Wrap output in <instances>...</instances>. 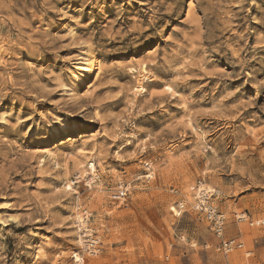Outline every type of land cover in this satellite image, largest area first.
Instances as JSON below:
<instances>
[{
    "label": "rangeland",
    "instance_id": "rangeland-1",
    "mask_svg": "<svg viewBox=\"0 0 264 264\" xmlns=\"http://www.w3.org/2000/svg\"><path fill=\"white\" fill-rule=\"evenodd\" d=\"M235 214L264 220V0H0V264H264Z\"/></svg>",
    "mask_w": 264,
    "mask_h": 264
},
{
    "label": "built area",
    "instance_id": "built-area-1",
    "mask_svg": "<svg viewBox=\"0 0 264 264\" xmlns=\"http://www.w3.org/2000/svg\"><path fill=\"white\" fill-rule=\"evenodd\" d=\"M94 178H97L94 176ZM194 191V188L190 189ZM175 195L178 194L176 189H173ZM128 193V188L124 185L118 186L115 195L113 196L116 201H123ZM213 191L203 190L196 188V194L194 198V203L192 205V210L197 213L203 220L206 221L209 227V231L211 232L213 238L215 239V251L222 254L228 255L235 251L243 250L244 243L236 238V237H228L225 235V227L227 225V217L226 215L220 211L214 202L211 200L213 198ZM171 213L173 216L179 217L185 211V205L183 201L176 202L171 208ZM89 213L85 210L81 211L80 217L83 221L84 229L78 224L79 237H81L82 245L79 250H81L82 255L87 256H95L100 251V240L97 237L92 236V231L87 227V223L89 220ZM234 220L237 223H245L250 227H257L264 224V220H254L248 219L244 214H235ZM80 245V238H79ZM79 255V252L77 253ZM246 256H250L251 252H245ZM84 256H79L81 260L84 261ZM75 264H83V262H75V257L73 256Z\"/></svg>",
    "mask_w": 264,
    "mask_h": 264
},
{
    "label": "bare ground",
    "instance_id": "bare-ground-1",
    "mask_svg": "<svg viewBox=\"0 0 264 264\" xmlns=\"http://www.w3.org/2000/svg\"><path fill=\"white\" fill-rule=\"evenodd\" d=\"M88 172L91 174H93L94 173V171H95V165L92 163V162H89L88 163ZM93 177H91L90 179H92ZM66 190L67 191H69V190H71V187L69 186V185H67L66 186ZM78 217V216H77ZM78 223L80 224V225H83L82 223H83V221L81 220V217H79L78 219ZM85 227H82V229H84ZM82 240V239H81ZM82 242V241H81ZM245 247V246H244ZM232 253H234V252H232ZM76 261L75 262H79V263H81V262H83V260H81L79 257L77 258V259H75Z\"/></svg>",
    "mask_w": 264,
    "mask_h": 264
}]
</instances>
